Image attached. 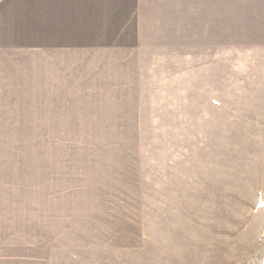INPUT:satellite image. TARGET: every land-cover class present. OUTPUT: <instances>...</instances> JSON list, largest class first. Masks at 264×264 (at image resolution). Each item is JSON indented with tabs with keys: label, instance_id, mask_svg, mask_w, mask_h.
<instances>
[{
	"label": "rangeland",
	"instance_id": "obj_1",
	"mask_svg": "<svg viewBox=\"0 0 264 264\" xmlns=\"http://www.w3.org/2000/svg\"><path fill=\"white\" fill-rule=\"evenodd\" d=\"M31 8L0 0V264H264V0H124L116 43L77 45L55 80L36 25L8 20ZM130 64L127 134L130 116L100 109L93 84ZM118 145L136 149L119 170L130 188L110 189L134 196L110 206L118 235L46 243L40 176ZM59 216L54 230L80 232Z\"/></svg>",
	"mask_w": 264,
	"mask_h": 264
},
{
	"label": "crops",
	"instance_id": "obj_2",
	"mask_svg": "<svg viewBox=\"0 0 264 264\" xmlns=\"http://www.w3.org/2000/svg\"><path fill=\"white\" fill-rule=\"evenodd\" d=\"M123 3L124 0H67L65 4L61 2L57 4L56 0H36L35 9L31 8L29 12L22 9L11 12L8 20H16L25 24L33 22L31 24L36 25L38 40H42L49 50L47 54L43 53L46 55L43 58L40 53L39 60L43 62L44 80L47 79V75L55 80L57 61H76L72 53L75 54L77 45H84L85 50L93 51L92 46L116 43L117 37L113 33L124 25L119 24L124 20V15L122 12L121 15L118 14V7ZM110 12L111 16L107 15ZM103 32H106L107 38L103 36ZM50 60L53 62V67L47 72L45 61ZM126 74H133L131 64L118 70L111 84L102 81L100 84H93V87L97 99L99 98L100 109H112L116 112L123 110L125 115L130 116L126 118L130 122L128 132H125L128 134L133 126L132 114L128 108H131L130 103H133L134 93L131 85L123 81ZM86 87L89 93L88 83ZM46 91L47 93L55 92L56 85L53 84L52 88L49 84L43 85L41 89L40 84V94ZM118 127L119 125L115 126V128ZM135 150L122 149L118 145L113 148H88L74 151L68 156L78 159L73 164L71 161L67 164L65 160L59 166L54 164L53 171L48 173L47 181L43 186L40 176L37 186V212L44 215L45 220L53 228V235L50 239L46 238V243L52 245H55L53 242L64 243L63 237L118 235L116 234L118 230L113 228L116 227L115 221L111 219L115 207L110 206H133L134 196H128V190H124L123 194H110V189L126 188L124 183L129 187V173L119 170L124 169L125 158H128V163L132 167L136 155ZM62 156L67 157V155ZM40 206H52V211L49 207L43 210ZM56 213L60 214L56 219L63 222L62 228L70 227L80 232L70 234L54 230L53 217ZM65 222H70V224H65ZM87 229L97 232L83 231Z\"/></svg>",
	"mask_w": 264,
	"mask_h": 264
}]
</instances>
